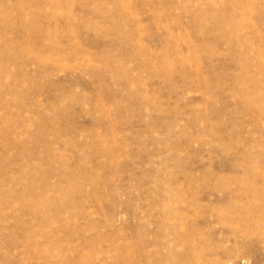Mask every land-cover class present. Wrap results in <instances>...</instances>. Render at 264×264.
Listing matches in <instances>:
<instances>
[{
  "label": "rangeland",
  "instance_id": "374dc122",
  "mask_svg": "<svg viewBox=\"0 0 264 264\" xmlns=\"http://www.w3.org/2000/svg\"><path fill=\"white\" fill-rule=\"evenodd\" d=\"M263 106L264 0H0V264H264Z\"/></svg>",
  "mask_w": 264,
  "mask_h": 264
},
{
  "label": "bare ground",
  "instance_id": "6f19581e",
  "mask_svg": "<svg viewBox=\"0 0 264 264\" xmlns=\"http://www.w3.org/2000/svg\"><path fill=\"white\" fill-rule=\"evenodd\" d=\"M204 1V0H203ZM219 1V0H218ZM208 2V1H207ZM229 3V2H228ZM210 4V3H209ZM247 4V3H246ZM208 5V4H207ZM236 5H237V3H236ZM220 6H221V4H220ZM213 7H215V6H213ZM217 7H219V6H217ZM222 7V6H221ZM220 7V8H221ZM209 8V7H208ZM219 8V9H220ZM226 9V8H225ZM229 9V8H228ZM235 9V8H234ZM238 9V8H237ZM211 10V9H210ZM224 10V9H223ZM226 12V11H225ZM210 13V12H209ZM213 14V13H212ZM218 14V13H217ZM214 15V14H213ZM235 15V14H234ZM209 16V15H208ZM222 16V15H221ZM223 16H224V14H223ZM236 16V15H235ZM214 18V17H213ZM216 18V17H215ZM226 18H229V17H226ZM237 18V17H236ZM235 19V18H234ZM210 20V19H209ZM211 21V20H210ZM214 21H215V19H214ZM238 21V20H237ZM240 21V20H239ZM230 24V23H229ZM233 24V23H232ZM234 25H237V24H234ZM221 26V25H220ZM228 26V25H227ZM242 26V25H241ZM229 27H231V25H229ZM235 27V26H234ZM239 27H240V25H239ZM238 27V28H239ZM237 28V29H238ZM218 29V28H217ZM221 29V28H220ZM229 29V28H228ZM227 29V30H228ZM227 30H226V32H227ZM224 31H225V29H224ZM235 31V30H234ZM228 33V32H227ZM226 33V34H227ZM228 36V35H227ZM222 37V36H221ZM164 64H165V62H164ZM166 64H168L167 62H166ZM255 65V64H254ZM164 66H166V65H164ZM253 68V67H252ZM254 86V85H253ZM259 96V95H258ZM264 107V106H263ZM258 176H261L260 174L258 175ZM244 189V188H243ZM240 190H242V189H240ZM245 190V189H244ZM246 191V190H245ZM246 196H247V198H248V201H252V199H255V198H258V199H261V201L262 202H264V187L261 189V188H257V189H252V191H248L247 190V193H246ZM256 201H257V199H256ZM260 201V200H259ZM260 201V202H261ZM252 204V203H251ZM264 204V203H263ZM249 207H250V204H249ZM264 207V206H263ZM248 209L249 208H247L246 209V211L247 212H249L248 211ZM259 209V208H258ZM250 210V209H249ZM262 210H264V208H262ZM261 210V211H262ZM235 230V229H234ZM237 230V229H236ZM233 231V230H232ZM238 232H240L239 230H237ZM258 238H260V237H258ZM229 257H231V256H229ZM232 257H234V256H232ZM235 258V257H234ZM229 260V259H228ZM227 259L226 260H223L222 261V263H220V264H226L227 263V261H228Z\"/></svg>",
  "mask_w": 264,
  "mask_h": 264
}]
</instances>
